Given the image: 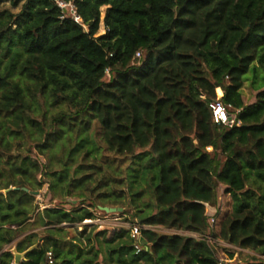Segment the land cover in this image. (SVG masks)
Here are the masks:
<instances>
[{
	"label": "trees",
	"instance_id": "1",
	"mask_svg": "<svg viewBox=\"0 0 264 264\" xmlns=\"http://www.w3.org/2000/svg\"><path fill=\"white\" fill-rule=\"evenodd\" d=\"M62 1L86 30L56 0L0 10V251L17 239L36 246L20 264H221L220 240L264 264V0ZM216 90L230 127L212 121ZM44 184L83 206L29 223ZM218 186L231 207L211 227ZM100 208L202 238L82 224Z\"/></svg>",
	"mask_w": 264,
	"mask_h": 264
},
{
	"label": "rangeland",
	"instance_id": "2",
	"mask_svg": "<svg viewBox=\"0 0 264 264\" xmlns=\"http://www.w3.org/2000/svg\"><path fill=\"white\" fill-rule=\"evenodd\" d=\"M3 9H10L12 12L17 13L20 9V4L17 7H12L10 4V0H0V10ZM105 9L106 7H102L100 9L101 11V17H100V24H99V29L97 31L96 36H100L104 34L105 28L103 25V18L105 14ZM243 93H244V98L247 103L252 102L254 100V92L251 90L249 86V82H243ZM216 98H219L220 95H218L217 90L215 91ZM204 99V97H202ZM233 119V117H231ZM211 149L208 148V151ZM23 153H25L23 151ZM39 180H41V177H38ZM217 203L215 207H210L207 203H204V208H205V214L208 216V220L214 218L216 216L221 218L226 214L228 211H230L231 207V200L230 197L226 194L223 193V187L218 186L217 187ZM35 199H34V206L36 207V210L34 213L31 215V219L29 223L35 224L37 226V213L40 210H43L45 208H55V207H60L66 210H71L73 208H80L83 205H81L83 199H73V200H52L51 193L49 191V187L47 184H44L42 188L37 191L36 194H34ZM215 209L216 213L215 214ZM94 216L95 218L93 220H90L88 223H82L83 225H88V226H94L96 228V231L98 230H114L117 228H125L129 229L131 227V221L129 219H126L127 217L124 214H121L120 212H113V213H108L104 212L103 210L100 209H93ZM139 224H134L133 226ZM82 228L74 226L73 229H71V234H77L80 232ZM90 227L87 230V233L89 232ZM176 233L179 235H185L184 232L182 231H177V232H172ZM70 234V235H71ZM69 235V236H70ZM188 236V235H186ZM213 242V247L215 248L217 255L219 257L220 263L221 264H247V262L251 261V256H255V254L247 251V250H241L238 248H235L231 245H228L220 240H212ZM229 250H234V255L233 259L229 260L227 256V252L225 249Z\"/></svg>",
	"mask_w": 264,
	"mask_h": 264
},
{
	"label": "built area",
	"instance_id": "3",
	"mask_svg": "<svg viewBox=\"0 0 264 264\" xmlns=\"http://www.w3.org/2000/svg\"><path fill=\"white\" fill-rule=\"evenodd\" d=\"M56 3H57L58 8H60L64 14L71 17L76 24L81 25L86 30V26L83 24L82 18L79 16V14L76 11V8L74 7L72 3L70 2L67 3L62 0H56ZM208 109H209L213 123L218 124V125L222 124V125L229 126V127L234 124V120L228 116L226 107L221 103V101L218 98L208 103ZM88 222H90V220H84L82 223L84 224ZM209 223L212 227L214 225V218L210 219ZM129 228L131 229V237L138 242H141V235H140L141 229H149V230H154V231H159V232H166L161 228L151 227L147 225H143V226L135 225ZM186 235L192 236L195 238H202L199 235L193 234V233L191 234L186 233ZM207 240L211 241V239L209 238H207ZM136 252H139L138 246H136ZM48 255H50V253H48Z\"/></svg>",
	"mask_w": 264,
	"mask_h": 264
},
{
	"label": "water",
	"instance_id": "4",
	"mask_svg": "<svg viewBox=\"0 0 264 264\" xmlns=\"http://www.w3.org/2000/svg\"><path fill=\"white\" fill-rule=\"evenodd\" d=\"M16 188H11L9 190H15ZM9 190H5L4 193H6ZM23 191L27 192L28 190L26 188H22ZM37 192H33V194H36ZM103 210L105 212H121V209H114V208H103ZM36 246H33L31 248H29L28 250H26L25 252H17L15 248L12 249L13 255H14V264H20L21 261H23L26 257V254L31 251L32 249H34ZM224 264V263H223Z\"/></svg>",
	"mask_w": 264,
	"mask_h": 264
},
{
	"label": "crops",
	"instance_id": "5",
	"mask_svg": "<svg viewBox=\"0 0 264 264\" xmlns=\"http://www.w3.org/2000/svg\"><path fill=\"white\" fill-rule=\"evenodd\" d=\"M37 230H39V228H35V229H33V228H26L23 232H22V234L19 236V238H21V237H23V236H25V235H28V234H30V233H32V232H35V231H37ZM164 231H166V232H169V233H172V232H177V230H167V229H163ZM185 233V235H186V232H184ZM179 234V233H178ZM191 234V233H190ZM18 238V239H19ZM17 239H15L11 244H9V245H5L4 247H3V249L0 251V255L4 252V251H6L10 246H11V252H12V249L13 248H15L14 247V242L16 241ZM39 241V243H40V241H41V239H39L38 240ZM12 254H13V252H12ZM12 264H14V255H13V262H12Z\"/></svg>",
	"mask_w": 264,
	"mask_h": 264
}]
</instances>
